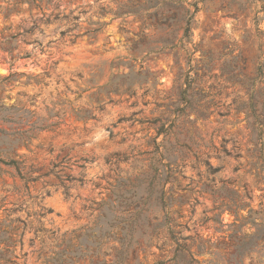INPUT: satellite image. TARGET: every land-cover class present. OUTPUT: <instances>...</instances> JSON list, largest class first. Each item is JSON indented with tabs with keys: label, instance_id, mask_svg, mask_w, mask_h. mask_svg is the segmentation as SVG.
Here are the masks:
<instances>
[{
	"label": "rangeland",
	"instance_id": "374dc122",
	"mask_svg": "<svg viewBox=\"0 0 264 264\" xmlns=\"http://www.w3.org/2000/svg\"><path fill=\"white\" fill-rule=\"evenodd\" d=\"M5 1L0 264H264V0Z\"/></svg>",
	"mask_w": 264,
	"mask_h": 264
},
{
	"label": "trees",
	"instance_id": "16d2710c",
	"mask_svg": "<svg viewBox=\"0 0 264 264\" xmlns=\"http://www.w3.org/2000/svg\"><path fill=\"white\" fill-rule=\"evenodd\" d=\"M51 0H47V2H50ZM5 3L7 4L9 11H13V10H19L20 7H22L23 5H27L28 9L31 10V8L35 7V8H40V4H41V0H7L5 1ZM44 17V16H43ZM43 18H41L39 21H45L44 23H48L49 22V18L42 20ZM54 19H57V17H55ZM36 27V21H33V25L29 28L26 29L24 32L22 33H17L13 36H11V39H16L17 37H24L25 35L31 33L33 31V29H35ZM181 248V253H188V249H186L185 245ZM192 261H194L192 259ZM195 263H197L196 261H194Z\"/></svg>",
	"mask_w": 264,
	"mask_h": 264
}]
</instances>
